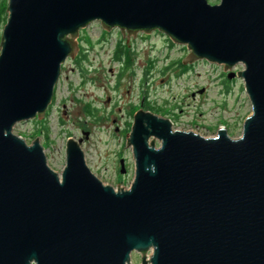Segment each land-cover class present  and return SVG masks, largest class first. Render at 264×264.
<instances>
[{"label": "water", "instance_id": "95a60500", "mask_svg": "<svg viewBox=\"0 0 264 264\" xmlns=\"http://www.w3.org/2000/svg\"><path fill=\"white\" fill-rule=\"evenodd\" d=\"M6 8L0 264H131L133 252L140 264H264V0H8ZM95 21L158 31L186 47L183 63L205 60L242 78L251 113L240 136L173 130L138 111L126 140L128 188L102 183L73 139L60 173L50 168L39 138L27 144L12 129L43 117L79 30Z\"/></svg>", "mask_w": 264, "mask_h": 264}, {"label": "rangeland", "instance_id": "374dc122", "mask_svg": "<svg viewBox=\"0 0 264 264\" xmlns=\"http://www.w3.org/2000/svg\"><path fill=\"white\" fill-rule=\"evenodd\" d=\"M7 1L0 0V36L7 18ZM207 1L210 4L218 2V0ZM97 36H99V30L95 25H91L88 28V37L94 41ZM158 39L159 35L157 33H152L149 37L150 41H158ZM140 50L141 63L150 65V69H153L151 78L148 84L145 83L141 70L139 82L132 83L129 75H124L120 81L121 92L119 95L116 92L110 93L112 97H115L116 102L120 104L127 102L123 98V94L128 83H130L132 85L130 89L136 91L133 92L135 101L138 96H143L147 91L148 98L145 101L156 103L163 110H167L172 106L174 113L179 114L178 127L181 129H191L204 137H212L216 135V129L223 127L227 130V134L230 137L236 138L240 136L243 120L251 113L242 78L239 76H234L230 80L225 78L229 87L227 91H224L222 84L224 79L221 76L222 68L218 64L199 60L192 64L188 70L179 71L174 64L167 67L179 56L178 53L171 51L169 56H165L164 49L161 52L145 53L147 51L143 46H140ZM101 57L105 66L108 67V61L105 59L106 54H102ZM241 69L242 66L238 64L232 71L238 72ZM99 72L103 71L100 70ZM62 73L67 75L68 79L65 80L64 78V82L57 86V97H66L68 95L65 89V81L72 83L76 81L69 62L64 64ZM137 91H139L140 95L137 94ZM84 92L90 94L87 96L88 101L95 107L99 106L98 103L102 100L103 95L109 93L107 91L103 92L97 87L92 89L88 87L86 89L80 88L71 92V94L83 95ZM55 113L52 110L46 120L35 118L31 121L18 123L13 127L12 132L21 136L27 144H30L38 137L43 147L47 164L54 171L60 173L65 162L64 141L66 135L58 130ZM100 119V116L97 117L96 121L88 119V124H83L87 125L88 129L91 130L88 140L85 141L81 148L85 162L91 172L102 183L111 185L113 188H118V186L120 188H128L134 174L131 147L128 146L126 148L125 145V131L128 123L125 122L124 118L121 122L118 121V126L122 130L114 132L111 123H103ZM69 125L71 129H74L78 126V123L74 125L70 120ZM124 126L126 129L123 128ZM155 142L157 146L158 141ZM119 157H122L126 164L125 167L128 169L126 174L117 171V159ZM131 264H140V255L138 253L133 252L131 254Z\"/></svg>", "mask_w": 264, "mask_h": 264}, {"label": "flooded vegetation", "instance_id": "af4514ba", "mask_svg": "<svg viewBox=\"0 0 264 264\" xmlns=\"http://www.w3.org/2000/svg\"><path fill=\"white\" fill-rule=\"evenodd\" d=\"M91 25H95V27L99 30V36H97L94 41L88 37V28ZM152 33H157L159 35L158 41L149 40ZM152 33L150 35H145L141 32H137L136 34H127L126 32H122L119 28H112L108 30L97 21L92 22L85 28L79 30L78 36L75 39L76 49L73 55L68 56L62 63L60 75L55 84L51 102L42 117L46 120L52 110L56 112L55 120L57 122L58 130L66 135L64 150L68 139H73L78 142L80 148H82V145L85 144L86 140H88L89 133H91V130L88 129L87 125L83 124H88V119L96 121L99 116L101 118V122L112 124L114 132L122 130L118 126V121L121 122L123 118L126 120L125 122L128 123V127L125 131V145L134 121V116L138 111L149 112L158 117L168 119L173 130L194 132L191 129H181L178 127L179 114L174 113L172 106L167 110H163L162 108H159L156 103L145 101L148 98V94H146L147 91L143 94V96H141L139 91H137V94L140 96H138L135 101L133 92L136 91L134 89H130L132 87L130 83H128V86L123 94V98L127 101L126 103L120 104L116 102L115 97H112L110 94L116 92L117 95H119L121 92L119 86L120 81L126 74L129 75V79L132 83H138L141 77V70L144 82L148 84L153 69H150V65L141 63L142 60H140L139 57V53L141 51L140 46L145 48L147 51L145 53H151L154 51L161 52L163 49L165 50V56H169L171 51L178 53L179 56L175 58V61H172L167 67L174 64L178 67L179 71H186L192 64L195 63L185 64L182 62L189 52L185 46L173 43L167 36L158 31H154ZM104 53L106 54L105 59L108 61V67L105 66L103 58L101 57ZM150 60L152 61V59ZM66 62L70 63L71 71L75 75L76 81L75 83L65 81V89L68 95L66 97H57V86L64 82V78L65 80L68 79L67 75L62 73ZM219 66L222 68L221 76L224 79L222 80L224 91H227L229 85L225 81V78H227L228 71L224 70L223 65ZM100 70L103 72L100 73ZM88 87L91 89L97 87L103 92H109L108 94L105 93L103 95L102 100L98 103L99 106L95 107L88 101V92H84L83 95H76L75 93L71 94V92L80 88L86 89ZM73 116L75 117L73 118ZM70 120L74 125L78 123V126L71 129L69 125ZM123 128L126 129L125 126ZM217 130L218 129H216V133ZM77 133L79 134L76 135ZM121 158L122 157H119L117 159V171L119 173V160ZM125 165L126 164L124 162L125 172L122 174L128 173V169Z\"/></svg>", "mask_w": 264, "mask_h": 264}]
</instances>
